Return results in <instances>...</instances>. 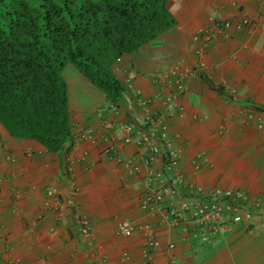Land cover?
<instances>
[{
	"label": "crops",
	"instance_id": "crops-1",
	"mask_svg": "<svg viewBox=\"0 0 264 264\" xmlns=\"http://www.w3.org/2000/svg\"><path fill=\"white\" fill-rule=\"evenodd\" d=\"M166 6L174 25L120 56L113 73L121 82L130 77L133 88L152 98L151 109L159 110L158 75L173 64L194 68L180 97L182 114L164 120L177 170L205 192L238 188L264 199V0H167ZM245 17L249 28L239 24ZM219 21L230 24L218 29ZM203 28L209 41L193 42ZM62 77L70 144L48 151L35 140L10 136L0 125V264H140L144 233L114 236L122 219L150 227L158 240L154 264H163L167 255L175 264H264V224H241L200 244L186 221L168 224V197L145 214L138 202L161 162L144 165L137 147L121 142L119 129L104 128L141 115L139 106L128 107L123 98L111 104L71 64ZM87 127L97 135L93 144L78 138ZM47 187L55 197L45 195ZM80 215L90 224L88 235L78 230Z\"/></svg>",
	"mask_w": 264,
	"mask_h": 264
},
{
	"label": "trees",
	"instance_id": "trees-1",
	"mask_svg": "<svg viewBox=\"0 0 264 264\" xmlns=\"http://www.w3.org/2000/svg\"><path fill=\"white\" fill-rule=\"evenodd\" d=\"M167 0H0V125L48 151L72 142L62 69L71 64L111 104L113 64L174 25Z\"/></svg>",
	"mask_w": 264,
	"mask_h": 264
},
{
	"label": "built area",
	"instance_id": "built-area-1",
	"mask_svg": "<svg viewBox=\"0 0 264 264\" xmlns=\"http://www.w3.org/2000/svg\"><path fill=\"white\" fill-rule=\"evenodd\" d=\"M229 24V21H219L216 27L218 29L227 28ZM239 24L244 28H249L252 23L249 18L245 17L239 20ZM191 39L193 42L201 41L205 45L209 41V34L205 28L199 29ZM201 51L199 47L194 49L198 57L201 56ZM197 64L199 67L204 65L202 60L197 61ZM193 69L173 64L158 75L162 83L155 92V96L162 104L159 110L151 109L152 98L143 97L138 89L132 87L130 77H125L122 80L125 89L122 98L128 107L137 104L141 115H132L118 126L105 123L104 128L110 131L119 129L121 142L123 144L133 143L144 165L150 167L157 159L161 162L160 169L146 179L147 191L138 202L139 208L145 214L151 213L168 197L170 205L165 213L168 224L175 225L180 221H186L193 235L209 241L210 238L224 232L234 231L241 224H254V216L260 225L264 224V199L238 188H211L205 192L201 187L187 184L184 175L177 170L178 155L176 151L171 150V137L164 120L166 117L182 114L184 107L180 102V97L185 90L186 80L194 74ZM230 94L233 95V92ZM249 118H251V113L245 117L246 120ZM256 126L260 128L261 123L258 122ZM96 136L95 132L87 127L79 133L78 138L93 144L96 142ZM107 138L102 137L103 140ZM112 139L113 135L110 134V140ZM105 150L110 151L111 149L106 148ZM7 157L9 160L13 159L10 156ZM133 170L137 168L134 167ZM44 193L48 197L56 196L51 187L45 188ZM78 230L83 235H88L90 232V224L82 215L78 216ZM135 230H141L144 233V241L140 249V264H154L152 255L158 247V240L154 238L147 224H139L127 219L118 220L113 235L128 237ZM172 247L173 243H168L167 248ZM125 258L126 254H122L121 259ZM15 264L19 262L15 260ZM163 264H175L174 257L167 255Z\"/></svg>",
	"mask_w": 264,
	"mask_h": 264
},
{
	"label": "rangeland",
	"instance_id": "rangeland-1",
	"mask_svg": "<svg viewBox=\"0 0 264 264\" xmlns=\"http://www.w3.org/2000/svg\"><path fill=\"white\" fill-rule=\"evenodd\" d=\"M256 219L257 218L254 216L253 217V220L255 222L254 224H259ZM218 236L210 238L209 241H204V240L200 239L199 237H197V235L195 237L198 238V240H197L198 243H200V244H209L211 241H214V240L218 239L219 238ZM193 244H194V242H193ZM210 247H214V246H210Z\"/></svg>",
	"mask_w": 264,
	"mask_h": 264
}]
</instances>
